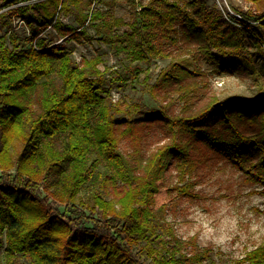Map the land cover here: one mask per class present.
<instances>
[{
  "label": "trees",
  "instance_id": "1",
  "mask_svg": "<svg viewBox=\"0 0 264 264\" xmlns=\"http://www.w3.org/2000/svg\"><path fill=\"white\" fill-rule=\"evenodd\" d=\"M91 1L0 0V261L218 264L210 248L188 251L189 242L164 219L165 202L158 203L163 192L193 193L187 183L165 186L163 172L175 157L180 179L189 173L187 144L176 139L185 134L228 156L251 180L264 184V92L253 98L227 96L174 116L136 102L150 117L162 119L172 135L136 174L119 149L123 133L133 130V117L110 94V84L119 85L131 70L108 72L99 68L98 57L76 62L65 45L47 39L46 31L53 27L65 36V28L72 37L85 35L89 20L101 40L123 50L135 68L166 57L164 45L176 43L182 33L196 38L207 57L215 59L214 49L234 57L232 66L248 62L254 73L244 41L247 36L256 45L264 69V0H246L254 9L235 7L240 19L224 17L207 0H148L122 34L107 33L119 22L97 10L82 11L77 29L62 24L59 13ZM190 74L192 69L172 59L155 84ZM246 121L257 124L251 135L239 128ZM216 123L232 135L218 134ZM88 186L89 197H80ZM242 263L264 264V244L222 264Z\"/></svg>",
  "mask_w": 264,
  "mask_h": 264
},
{
  "label": "rangeland",
  "instance_id": "2",
  "mask_svg": "<svg viewBox=\"0 0 264 264\" xmlns=\"http://www.w3.org/2000/svg\"><path fill=\"white\" fill-rule=\"evenodd\" d=\"M146 2L148 0H92L90 5L81 4L78 10L68 14L59 13L58 17L63 25H71L77 29L82 11L97 10L101 12V17L119 22L111 30H106L107 33L111 31L122 34L128 28L126 22ZM207 2L222 10L224 17L232 19L241 18L235 7L254 9V5L246 0ZM95 22H99V19ZM84 27L87 34L77 33L76 37H72L65 28L62 31L67 32V35L62 36L61 32L48 27L46 37L50 42L65 45L76 62H80L82 58L98 57L99 68H106L108 72L131 70L119 85L110 84V94L111 99L124 111L131 112L133 117V130L123 133L119 149L128 157L136 174L142 173L145 159L153 151L172 140L163 120L150 117L151 113L145 107L169 116L186 115L227 96L253 98L264 92L263 63L258 58L256 45L247 36L244 46L252 55L256 66L254 73L250 72L251 65L248 62L245 64L241 61L232 66L230 62L235 60L234 57L222 56L214 49L211 54L215 59L207 57L200 50L196 38H189L182 33L178 35L176 43L167 42L164 45L166 57L136 63L135 68L134 63L125 57L123 50L116 51L112 45L101 40V33L96 32L89 20L85 21ZM172 59L181 60L194 74L167 84H155L160 71ZM220 63L224 66L220 67ZM136 102H141L145 107L135 106ZM133 106L138 109H132ZM239 128L241 132L251 135L257 130V124L246 121ZM215 130L224 136L232 135L223 124L216 123ZM176 139L187 144L191 167L189 173L183 174V179H180L177 159L170 158L163 172L165 186L187 183L193 195L178 194L172 189L169 193L163 192L158 203L165 202L163 217L178 237L189 242L185 245L186 249L210 248L212 258L222 264L230 259H239L246 252L263 245L264 184L251 180L228 156L204 142L185 134ZM89 191V186L84 187L80 197H89ZM73 228L79 234V228L75 225ZM0 262L3 264L2 258ZM202 264L210 263L205 260Z\"/></svg>",
  "mask_w": 264,
  "mask_h": 264
}]
</instances>
